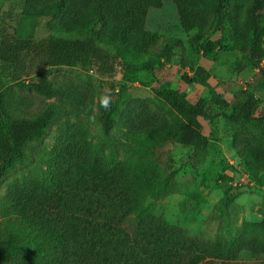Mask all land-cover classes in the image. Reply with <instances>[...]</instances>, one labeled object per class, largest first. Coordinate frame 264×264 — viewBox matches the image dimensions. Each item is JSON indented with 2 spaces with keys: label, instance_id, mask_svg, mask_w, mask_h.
Here are the masks:
<instances>
[{
  "label": "rangeland",
  "instance_id": "obj_1",
  "mask_svg": "<svg viewBox=\"0 0 264 264\" xmlns=\"http://www.w3.org/2000/svg\"><path fill=\"white\" fill-rule=\"evenodd\" d=\"M49 1L0 0V29L36 42L92 38L134 65H152L155 82L149 87L127 86L105 129L98 96L108 93L109 84L120 81L118 76L104 77L79 67H48L30 77L1 72V111L12 118L40 119L43 130L39 138L24 143L19 157L0 174V243L12 234L28 250L0 257V264H46L31 222L36 213L30 207L68 208V219L72 209L87 203L79 201L81 197L103 189L106 173L120 199L138 190L130 182L122 187L136 173L145 197L126 202L144 209L134 221L151 215L165 231H177L185 238L180 251L185 255L196 249L191 241L235 240L244 223L264 222V130L216 117L212 130L201 121L209 144L184 151L176 143L180 120L153 93L168 83L192 102H208L212 93L231 102L247 91L257 101L255 116H263L264 59H250V33L243 22L251 0H226L220 20L212 13L216 0H164L159 7L137 12L141 33H125L122 38H116L114 26L132 8L118 4L106 23L66 31L61 25L73 8L54 19L24 12L29 2ZM199 11L209 15L211 25L196 27L192 13ZM208 42L213 50L204 55ZM197 67L208 72L207 79L195 78ZM40 82L49 84L54 95L40 94ZM182 154L188 158L186 173L166 180L174 169L170 157ZM165 239L169 250L170 238ZM227 263L264 264V254L240 250Z\"/></svg>",
  "mask_w": 264,
  "mask_h": 264
},
{
  "label": "trees",
  "instance_id": "obj_2",
  "mask_svg": "<svg viewBox=\"0 0 264 264\" xmlns=\"http://www.w3.org/2000/svg\"><path fill=\"white\" fill-rule=\"evenodd\" d=\"M162 1L164 0H50L40 5L29 2L24 12L27 15L30 13L54 19L73 8L72 13L66 17L68 22H64L61 27L66 31L80 32L91 29L95 24L106 23L108 15L120 4L133 9L128 17H121L114 26L116 38H122L125 33H141L135 14L149 7H159ZM225 4L226 0H216V5L212 8L213 17L222 19ZM247 10V18L243 21L250 33L247 52L253 62H259L264 59V0H251ZM192 15L197 28H205L212 23V20L209 23V15L204 11ZM212 47L213 44L208 42L204 55L211 54ZM48 67H79L100 76L119 77L120 81L109 84L110 105L107 109L104 108L101 118L105 129L109 127L111 115L117 111L127 86L138 83L149 87L155 82L152 65H134L103 49L92 38L36 42L18 39L0 29V89L3 86L1 72L30 77ZM261 74V86L264 87V70ZM194 75L197 79L208 78V72L201 67L194 70ZM37 91L45 96L54 95V89L45 82L37 84ZM153 93L155 99L180 120L176 143L184 151L209 144L210 140L204 133L201 121L207 122L212 130L216 117H223L239 125L252 124L264 130V115L255 116L257 101L251 92H242L239 96H234L231 102L223 100L217 93L210 94L208 102L203 98L192 102L184 92L165 83L154 89ZM227 108L231 109L230 112H226ZM1 110L3 108L0 105V174L13 159L19 157L24 143L39 138L43 130L40 119L12 118ZM187 160L184 154L170 157V167L174 169L166 180L186 173ZM126 182H130L131 187L138 190H133L131 194L126 192L120 199L106 173L103 177V189L96 192L98 190L95 188L91 194L81 197L79 201L86 199L87 203L72 209L73 216L68 219V208L51 210L36 205L30 207L36 213L31 222L41 240L46 264H228L227 261L233 260L240 250L264 254V222L244 223L235 240H215L209 243L191 241L196 247L195 251L187 255L180 253L185 238L177 231H165L163 224L155 223L151 215H143L138 222L134 221L133 218L139 217L144 209L126 202L130 198L140 201L145 197V188L140 186L136 173L127 178L122 187ZM62 198L60 196L58 199ZM165 238H170L169 250L166 248ZM22 241L18 236L8 235L5 242L0 243V257L20 251L27 252V248L24 245L22 247Z\"/></svg>",
  "mask_w": 264,
  "mask_h": 264
},
{
  "label": "clouds",
  "instance_id": "obj_3",
  "mask_svg": "<svg viewBox=\"0 0 264 264\" xmlns=\"http://www.w3.org/2000/svg\"><path fill=\"white\" fill-rule=\"evenodd\" d=\"M99 103L102 107L107 109L110 105V95L106 92H102L98 96ZM90 119H94V117H90Z\"/></svg>",
  "mask_w": 264,
  "mask_h": 264
}]
</instances>
